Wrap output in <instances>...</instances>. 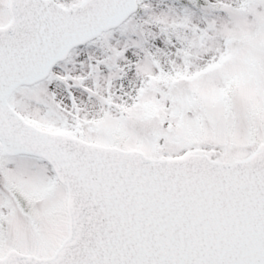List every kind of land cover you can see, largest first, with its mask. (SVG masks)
<instances>
[{
    "label": "snow or ice",
    "instance_id": "1",
    "mask_svg": "<svg viewBox=\"0 0 264 264\" xmlns=\"http://www.w3.org/2000/svg\"><path fill=\"white\" fill-rule=\"evenodd\" d=\"M0 264H264V0H0Z\"/></svg>",
    "mask_w": 264,
    "mask_h": 264
}]
</instances>
